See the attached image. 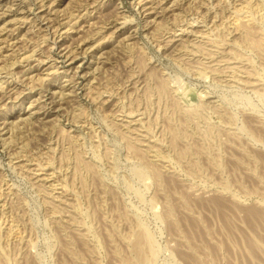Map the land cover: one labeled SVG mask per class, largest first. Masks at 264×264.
Segmentation results:
<instances>
[{"label":"rangeland","instance_id":"obj_1","mask_svg":"<svg viewBox=\"0 0 264 264\" xmlns=\"http://www.w3.org/2000/svg\"><path fill=\"white\" fill-rule=\"evenodd\" d=\"M7 1L0 0V30L12 26L23 1L33 21L17 46L59 56V71L69 73L57 80L65 95L47 122L25 111L32 101L31 112L40 110L56 80L33 81L24 109L22 99L0 92V127L9 129L0 132V264H264V0H253L254 22L237 28L232 0L216 1L207 16L197 11L213 0H183L158 16L135 0H56V17L38 0ZM98 2L90 21L80 18L68 32L62 26L52 50L44 27ZM40 14L50 21L40 23ZM206 19L223 55L243 60L242 70H210L197 36ZM190 21L191 33L167 48L170 32ZM86 37L100 48L73 62L60 52ZM2 50V63L24 55ZM26 65L11 70L21 74ZM78 65L77 75L70 72ZM130 111L145 122L153 150L140 152L125 135ZM52 183L66 185L70 205L54 201L61 194ZM143 231L153 244L145 259L136 248Z\"/></svg>","mask_w":264,"mask_h":264},{"label":"bare ground","instance_id":"obj_2","mask_svg":"<svg viewBox=\"0 0 264 264\" xmlns=\"http://www.w3.org/2000/svg\"><path fill=\"white\" fill-rule=\"evenodd\" d=\"M16 0H10L7 1L9 3H13ZM28 1V0H26ZM30 1V0H29ZM32 1V0H31ZM41 4L40 7H46L47 6V11L46 12H50L53 13L55 15V17L57 16L56 12L54 11V7H51V4H55L56 0H38ZM137 3L141 5V7L143 8V10H149V14L150 16H152L153 14H156V16H158V14H163L164 11H166L167 9L172 10L174 8H176L177 4L179 2H182L183 0H172L171 4L168 5H163L164 0H135ZM216 1L218 0H213L210 1L209 4L207 3L206 6V10L204 9H198V14L202 15V16H207L208 13L215 8V6L217 5ZM234 3H238V6L235 8L234 12L231 13L232 15L229 17V21L233 24V26L235 28L238 27V24L240 23V21H244L246 24H252L254 22V17L251 14L252 11H254L256 8H254L255 5H260V4H256L254 3L255 1L253 0H232ZM8 3V4H9ZM22 3V4H21ZM33 3V2H32ZM57 3H60L59 0H57ZM100 2H98V4L93 5V9H89L88 6H85L83 8V10H80L78 12H75V10L72 11L71 16L69 17V19L67 21H63L64 18H59L55 24H48L46 27H44V30L46 31L45 34H52V38L54 39L53 43H51V49L53 50V48L56 47L57 43H58V39L57 36L62 37L64 31L68 32L69 30H71L73 27V25L78 24V19L82 18L83 19H87V17H91L92 16V12L94 10H96L98 8ZM35 4V2H34ZM13 4H11L12 7ZM22 2L18 3V6L16 7V9H14L13 11V24L11 27H7L4 26L3 28L8 30L5 32V36L3 38H1V42H0V74H2L3 72L6 73V75L4 76V79L0 80V92H4L5 94V98L4 99H9V100H21L20 102L22 108L24 109V101L30 97V93H32L33 88H34V82L35 80L38 79H42V80H46L48 78H51V80H56V83H52V81H49V86L47 87V93H44L42 95V100L38 101L40 104V102H43L41 104L40 110L38 111H34L31 112V109L35 108L37 104H35L33 101L30 103L29 105V109L25 112L29 113L30 116L31 114H37L41 120L47 122L49 121V118L52 116L53 113L57 112L56 106L62 101L64 95H65V89L64 86L62 85V82H58L57 80L60 78V75L62 73H64L63 75H67V73H69V69H65L63 72L59 71L60 70V66H58L57 64V59L59 56H56V58L52 59V55H46V57L43 56H39L36 57V55H38L37 53L39 52L38 49L33 46L30 49L27 48L26 43H24L25 46H17L19 42H21V39L24 38L25 39V34H22V30L24 28V23H29L30 21H33L28 12H32L31 9L32 7H29V10L26 9L27 5ZM161 8V9H160ZM171 8V9H170ZM264 8V6L262 7V9ZM79 10V9H78ZM85 10V11H84ZM84 11V12H83ZM83 12V13H82ZM6 11L3 10V12H0V17L2 14H5ZM214 15H217V13L215 12V9L213 11ZM123 14H121L122 16ZM149 16V17H150ZM38 19H40V23L44 22L43 19H48L50 21V16L46 15L44 16V14H40L36 16ZM125 18V16H124ZM88 21H90V19H87ZM74 21V22H73ZM152 21H155V19H153ZM35 23L31 24L33 25L32 27H36L38 25V23L36 24V21H34ZM81 22V21H80ZM124 23L127 22V19H125L123 21ZM204 23V25L208 26L207 30L203 31V33L197 35L200 36V39L198 40H202L201 46L206 49L208 51L209 56V61L207 63H209L208 67H210L212 72H219L221 68H224L228 71H240L243 69V64L244 61L237 58V56H224V52H223V47L221 43H218L216 41H214L211 37V33L210 31L212 30L209 22L206 20L202 21ZM66 23V24H65ZM80 24V23H79ZM3 25H0V27ZM43 25H41L40 27H42ZM66 27V29L64 31H62L63 27ZM196 26V21H190L188 23H183L180 24L179 28L176 29L174 32H170V34H172L170 36L169 39H166V47L167 48H171L173 47L174 43L177 40H182L184 39L183 36L187 33H191L192 29L191 27ZM27 27V25L25 26ZM115 30H122L119 26L115 25ZM3 28H1V30H3ZM8 28V29H7ZM191 28V29H190ZM0 30V32H1ZM50 30V32H49ZM181 31L180 33H177V31ZM99 32V30H98ZM115 32V31H114ZM251 32V31H249ZM22 34V36H21ZM178 34H181L182 36L180 38H176ZM262 35H264V32L261 33ZM251 36H248V41L250 44L255 45L256 44V39L255 38H250ZM64 39L67 38V36L63 37ZM89 37H86L83 40H81L80 42H77L72 48L67 49L66 46L62 47L60 52H63V55L65 56L66 59L70 60L73 62V60H75L79 54H86L88 51H96L97 49L100 48L101 43L94 41L92 43H89ZM5 43V44H4ZM197 46H200V43L196 44ZM61 46V44H58V47ZM69 46V45H68ZM11 47V48H9ZM2 49H18L19 51H24V55L20 54V56L16 59L10 62V60L7 59V61H5V63H2L3 60L7 57V55L5 56L3 54V52L5 50ZM67 49V50H66ZM80 49V50H79ZM184 54H188L191 56L189 51H184ZM10 55V54H8ZM23 55V56H22ZM35 57V59H33ZM33 59L35 62H33ZM54 60V61H53ZM25 61L27 62V65L24 69V71L21 74H17L16 71L11 70L13 68V66L17 65L19 66L21 63H25ZM19 63V64H17ZM56 63V64H55ZM224 65V66H223ZM81 65L76 66V70L74 71V69L72 68L70 72H74V74H78L79 69H80ZM25 67V66H24ZM36 70H41L42 72H46L43 73L42 75L40 74L39 76H37L38 74L34 73ZM1 76V75H0ZM68 81V79H66ZM27 81V82H25ZM167 82L163 83L162 88L166 89L167 88ZM24 85V86H23ZM60 87V90H58V88ZM28 89H30L29 91H27ZM159 91L163 92L161 89H159ZM37 100V99H36ZM194 108L192 109H187V113L190 115L192 113H194L195 111H193ZM192 111V112H191ZM126 117L130 118L128 121H126V126L124 128H129L126 132L125 135L128 136L129 140L131 142H133L139 149L140 152H146L147 150L150 151L154 149L155 147V141L153 139H150L149 142L145 143V138L147 137V134L149 133V131L146 129V124L145 122L140 118V117H135V115L133 114L132 111L128 112L127 114H125ZM32 117H28L27 121H29ZM131 122V124H129ZM215 126V125H214ZM7 124H3L0 127V132H8L9 129L6 130ZM133 128V129H131ZM136 133V135L134 134ZM144 145V146H142ZM146 146V147H145ZM150 148V149H149ZM79 155V154H78ZM81 156V155H80ZM79 156V160L77 159V161L81 164V159ZM77 158V157H76ZM160 161H162V163H165L164 159H158ZM39 170H42L41 168H39ZM52 187H50L51 192L54 190H58L57 192H59L61 194L60 197L58 198H54V201L63 205L65 204V206L70 205V201H68L69 199L66 197V191H67V187L64 184H60V183H52L51 184ZM56 204V205H59ZM136 248L139 251L141 257H143L145 259V257L147 255L146 250L148 249L149 251H153V244H152V239L150 237V235L143 231L140 235V237L138 238L137 242H136Z\"/></svg>","mask_w":264,"mask_h":264}]
</instances>
